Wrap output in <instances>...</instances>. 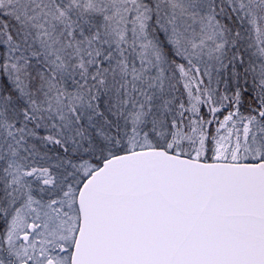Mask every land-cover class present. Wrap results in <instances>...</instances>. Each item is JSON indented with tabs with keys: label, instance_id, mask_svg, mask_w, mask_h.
<instances>
[{
	"label": "snow or ice",
	"instance_id": "6c2138e0",
	"mask_svg": "<svg viewBox=\"0 0 264 264\" xmlns=\"http://www.w3.org/2000/svg\"><path fill=\"white\" fill-rule=\"evenodd\" d=\"M0 264H264V0H0Z\"/></svg>",
	"mask_w": 264,
	"mask_h": 264
}]
</instances>
